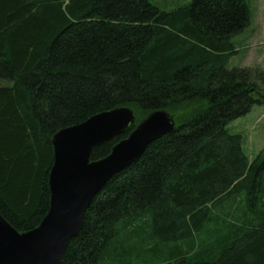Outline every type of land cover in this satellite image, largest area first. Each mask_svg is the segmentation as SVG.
Wrapping results in <instances>:
<instances>
[{
  "label": "trees",
  "instance_id": "16d2710c",
  "mask_svg": "<svg viewBox=\"0 0 264 264\" xmlns=\"http://www.w3.org/2000/svg\"><path fill=\"white\" fill-rule=\"evenodd\" d=\"M251 21L247 0H0L3 217L28 232L48 214L60 130L167 110L176 132L107 183L61 264H264V153L228 130L264 105V69H227Z\"/></svg>",
  "mask_w": 264,
  "mask_h": 264
},
{
  "label": "water",
  "instance_id": "95a60500",
  "mask_svg": "<svg viewBox=\"0 0 264 264\" xmlns=\"http://www.w3.org/2000/svg\"><path fill=\"white\" fill-rule=\"evenodd\" d=\"M136 123V113L124 107L97 114L53 136L50 210L28 232H19L0 213V264H61L71 241L84 227L86 211L107 183L137 163L150 144L177 130L176 120L167 110L153 111ZM133 127L109 156L91 160L95 147Z\"/></svg>",
  "mask_w": 264,
  "mask_h": 264
},
{
  "label": "rangeland",
  "instance_id": "374dc122",
  "mask_svg": "<svg viewBox=\"0 0 264 264\" xmlns=\"http://www.w3.org/2000/svg\"><path fill=\"white\" fill-rule=\"evenodd\" d=\"M161 10L171 11L191 0H149ZM252 10V21L244 33L234 38L235 54L227 65L234 68L264 69V0H247ZM232 134L244 138V150L250 159L264 153V105H256L250 114L228 125ZM153 264H161L159 262Z\"/></svg>",
  "mask_w": 264,
  "mask_h": 264
},
{
  "label": "bare ground",
  "instance_id": "6f19581e",
  "mask_svg": "<svg viewBox=\"0 0 264 264\" xmlns=\"http://www.w3.org/2000/svg\"><path fill=\"white\" fill-rule=\"evenodd\" d=\"M114 110V109H113Z\"/></svg>",
  "mask_w": 264,
  "mask_h": 264
}]
</instances>
